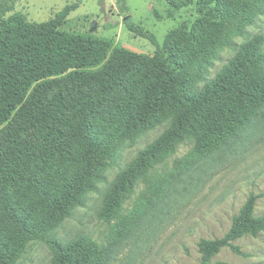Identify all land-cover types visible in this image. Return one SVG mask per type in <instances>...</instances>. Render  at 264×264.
<instances>
[{
	"label": "trees",
	"instance_id": "1",
	"mask_svg": "<svg viewBox=\"0 0 264 264\" xmlns=\"http://www.w3.org/2000/svg\"><path fill=\"white\" fill-rule=\"evenodd\" d=\"M18 0H0V127L11 117L29 126L54 119L64 108L61 94L46 98L51 78L68 73L77 84L119 81L127 70L139 64L141 56L118 48L108 38L86 36L61 29L67 15L77 6L66 5L46 21L24 19L13 12ZM263 0H199L210 15L209 31L194 37L185 23L169 31L162 44L153 35L125 19L127 27L147 36L155 45L144 68L135 77L130 109L119 124L96 137L79 112L55 133L47 148L59 163L74 161L80 172L62 192L50 199L41 215L31 222L10 215L13 231L0 232V264H17L28 244L43 241L52 251L50 264H105L107 251L84 235L63 241L56 228L84 206L87 193L104 180L103 170L116 163V151L133 145L138 135L166 120L162 132L140 149L121 169L103 195L98 216L108 220L119 209L136 179L176 146L192 138L201 153H210L264 128V38L254 34L235 48V53L211 78H205L203 64L218 45L234 46L233 38L245 36L254 23ZM9 13V15H7ZM181 46L183 51L177 50ZM204 80L200 86L195 81ZM257 195L251 193L221 237L200 238V264L212 263L223 247L241 253L233 242L246 234L264 231V216L254 215ZM259 264V263H249Z\"/></svg>",
	"mask_w": 264,
	"mask_h": 264
},
{
	"label": "rangeland",
	"instance_id": "2",
	"mask_svg": "<svg viewBox=\"0 0 264 264\" xmlns=\"http://www.w3.org/2000/svg\"><path fill=\"white\" fill-rule=\"evenodd\" d=\"M72 4L77 7L67 15L63 31L108 38L114 46L139 54L141 60L121 80L106 85L99 81L77 84L68 73L52 77L46 98L61 94L65 101L54 119L29 126L13 116L0 127V232L5 236L14 229L10 215L27 222L36 220L50 199L80 172L79 163H59L57 156L46 151L52 136L65 129L68 119L84 112L96 137L121 122L131 106L123 88L133 90L138 71L156 49L147 36L153 35L162 44L167 33L182 23L197 38L210 27V15L201 10L199 0H18L13 12L23 14L27 21L42 22ZM257 8L260 12L246 27L245 36L234 37V46L218 45L203 64L205 78L213 77L247 37L261 34L264 38V0ZM126 18L147 36L131 31ZM177 50L180 53L183 48ZM203 83L195 81L194 86ZM166 123L160 118L155 126L141 132L133 145L123 144L117 149L116 163L103 170L104 180L87 193L85 205L75 208L56 228L58 238H91L107 251L105 264H200L198 240L223 236L251 193L258 196L254 215L264 216L261 128L210 153H201L192 138L184 140L174 153L136 179L113 217L100 218L103 195L118 172L162 132ZM233 244L240 254L226 246L213 256L212 263L264 264V231L246 234ZM52 256L45 242L33 241L17 264H50Z\"/></svg>",
	"mask_w": 264,
	"mask_h": 264
},
{
	"label": "water",
	"instance_id": "3",
	"mask_svg": "<svg viewBox=\"0 0 264 264\" xmlns=\"http://www.w3.org/2000/svg\"><path fill=\"white\" fill-rule=\"evenodd\" d=\"M95 27H96V23H95V22H93V27H92V30H94V29H95Z\"/></svg>",
	"mask_w": 264,
	"mask_h": 264
}]
</instances>
